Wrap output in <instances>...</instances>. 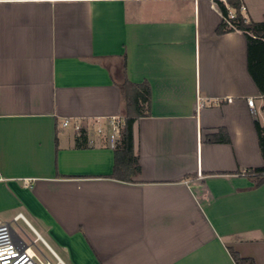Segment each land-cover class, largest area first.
<instances>
[{
    "label": "crops",
    "instance_id": "crops-1",
    "mask_svg": "<svg viewBox=\"0 0 264 264\" xmlns=\"http://www.w3.org/2000/svg\"><path fill=\"white\" fill-rule=\"evenodd\" d=\"M222 21L211 0H0V219L18 241L51 264H236L231 249L264 264V184L247 175L264 95ZM124 79L151 92L133 182L109 177L108 138L78 147L63 127L124 116Z\"/></svg>",
    "mask_w": 264,
    "mask_h": 264
},
{
    "label": "trees",
    "instance_id": "trees-1",
    "mask_svg": "<svg viewBox=\"0 0 264 264\" xmlns=\"http://www.w3.org/2000/svg\"><path fill=\"white\" fill-rule=\"evenodd\" d=\"M236 7L239 1L233 3ZM223 15V21L218 29V33L230 31H242L248 43V70L257 85L260 93L264 95V21L244 22L241 15L236 20H227V8L224 4H217ZM125 103V124L121 130V140L115 149V166L113 173L109 176L120 181L133 182L141 174L139 157L134 149V123L141 117H146L150 113L151 92L147 83L135 84L128 79H124L119 85ZM259 147L264 158V126L260 122L255 123ZM212 139L217 143H229L230 138L225 129L212 135ZM78 147L87 146L86 131L83 130L77 138ZM247 175L254 182V187L264 184V165L253 168ZM231 254L236 264H256L253 258L241 256L231 249Z\"/></svg>",
    "mask_w": 264,
    "mask_h": 264
},
{
    "label": "built area",
    "instance_id": "built-area-1",
    "mask_svg": "<svg viewBox=\"0 0 264 264\" xmlns=\"http://www.w3.org/2000/svg\"><path fill=\"white\" fill-rule=\"evenodd\" d=\"M56 1V0H51ZM61 1H79V0H61ZM215 4L222 3L227 8V20L230 22L236 20L239 15L242 16L244 22L250 21L247 16V6L244 0H211ZM239 1L238 7L233 3ZM264 21V19H263ZM200 106V101L199 104ZM248 105L253 113L257 114L255 108V98L248 99ZM125 124L124 116H111L104 121L98 118L89 126H85L81 120L65 119L63 127H72L80 136L83 130L86 131L87 144L94 145L97 137H106L111 142L113 148H117L121 140V130ZM90 130H93L94 136L91 137ZM22 217L19 214L15 217L18 220ZM0 264H51L42 261L32 246L26 245L15 238L11 223L0 219Z\"/></svg>",
    "mask_w": 264,
    "mask_h": 264
},
{
    "label": "rangeland",
    "instance_id": "rangeland-1",
    "mask_svg": "<svg viewBox=\"0 0 264 264\" xmlns=\"http://www.w3.org/2000/svg\"><path fill=\"white\" fill-rule=\"evenodd\" d=\"M247 6L246 16L249 20L263 21L264 19V0H244ZM264 102L263 99L260 103ZM262 109L259 108L258 114L261 115Z\"/></svg>",
    "mask_w": 264,
    "mask_h": 264
}]
</instances>
